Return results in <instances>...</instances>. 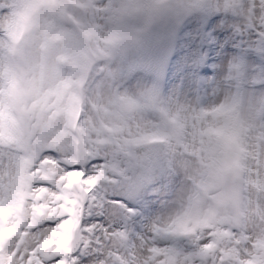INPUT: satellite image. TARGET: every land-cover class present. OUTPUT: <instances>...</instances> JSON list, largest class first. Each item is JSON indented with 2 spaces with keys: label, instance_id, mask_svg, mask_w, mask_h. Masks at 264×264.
<instances>
[{
  "label": "rangeland",
  "instance_id": "obj_1",
  "mask_svg": "<svg viewBox=\"0 0 264 264\" xmlns=\"http://www.w3.org/2000/svg\"><path fill=\"white\" fill-rule=\"evenodd\" d=\"M51 1L0 0L1 33L7 12L27 9L17 50L0 44L1 264H40L16 251L22 257L40 238L43 219L67 214L39 245L42 255L65 250L82 213L76 264H264V151L259 178L239 148L217 142L224 132L234 147L243 140L249 62H264L254 49L264 0ZM166 16L179 24L160 23ZM220 20L228 60L214 97L211 70L197 64L212 40L206 29ZM149 132L161 138L144 141ZM49 150L66 166L77 154L82 171L42 160ZM218 159L234 165L217 174ZM23 162L26 198L16 203Z\"/></svg>",
  "mask_w": 264,
  "mask_h": 264
},
{
  "label": "bare ground",
  "instance_id": "obj_2",
  "mask_svg": "<svg viewBox=\"0 0 264 264\" xmlns=\"http://www.w3.org/2000/svg\"><path fill=\"white\" fill-rule=\"evenodd\" d=\"M235 5V4H234ZM211 12V10H209ZM221 17V9L216 12ZM4 11L0 13V23L4 21L5 17ZM257 20V17H254ZM226 21L220 20L219 24L214 22L210 26V30L206 29V34L212 35L210 40L212 42L211 48L209 50L208 58L205 61L197 64L199 72L210 69L212 73V85L215 89L214 97L218 96L221 91L222 86V71H225L227 66L225 60H228V54H226L225 49L227 47V37L228 33L224 32L226 29ZM254 22V21H253ZM15 25H13L14 27ZM208 37V36H207ZM247 40L249 42L254 40L252 34H248ZM1 44V38H0ZM203 60V58H202ZM5 57L0 52V86L2 84V74L5 69ZM204 63V64H203ZM203 64V65H202ZM247 87L249 88L248 101L245 109V119L242 130H244L242 135V142L239 147V151L242 154V161L245 168L250 172L257 173L259 178H263V173H261V157L256 156V151H264V123L262 118L264 116V62L253 59L249 62L248 67V79ZM198 89V88H197ZM195 87V90H197ZM190 89H185L181 93V102L191 96ZM2 104L1 94H0V105ZM2 114V109L0 107V115ZM4 118V114L1 115V119ZM0 119V120H1ZM258 143L256 144V141ZM0 185L6 187L8 182L0 181ZM6 189V188H5ZM264 196V195H263ZM264 205V197H263Z\"/></svg>",
  "mask_w": 264,
  "mask_h": 264
},
{
  "label": "snow or ice",
  "instance_id": "obj_3",
  "mask_svg": "<svg viewBox=\"0 0 264 264\" xmlns=\"http://www.w3.org/2000/svg\"><path fill=\"white\" fill-rule=\"evenodd\" d=\"M41 159H51L53 161H56L62 168H65L66 171L72 170V171H82V169L78 168L77 165H79V162L71 165L66 166L64 161L59 159L57 157V154L51 150L46 151L42 156ZM86 178V177H82ZM36 187H50L49 182L47 181H41L37 180ZM83 213L80 216L79 223L77 225L76 232L72 235V242L70 245L63 251H58L55 246L49 248L47 250V255H42L40 251V243L43 239L49 237L51 235V232L58 229L59 226L68 219L67 214L60 216L56 219H43L40 223L35 225L34 231L39 232V239L32 245L28 247L27 252L23 253V256L21 257V252L19 250L16 251V257H20L25 261H28L30 259L31 255H35L40 259V264H76L75 258L72 256L73 251L76 247H78L77 241L79 239H82V231L80 228L81 220H82Z\"/></svg>",
  "mask_w": 264,
  "mask_h": 264
},
{
  "label": "clouds",
  "instance_id": "obj_4",
  "mask_svg": "<svg viewBox=\"0 0 264 264\" xmlns=\"http://www.w3.org/2000/svg\"><path fill=\"white\" fill-rule=\"evenodd\" d=\"M159 3L160 5L163 7V6H167L169 5V0H159ZM179 20L178 19H175V18H171L170 20L168 19V17L166 16L165 18H163L161 20L160 23H170L173 27L175 25H178L179 24Z\"/></svg>",
  "mask_w": 264,
  "mask_h": 264
}]
</instances>
